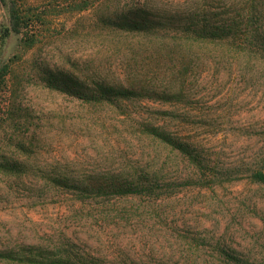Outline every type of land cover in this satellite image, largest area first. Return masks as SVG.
Masks as SVG:
<instances>
[{
  "label": "rangeland",
  "instance_id": "374dc122",
  "mask_svg": "<svg viewBox=\"0 0 264 264\" xmlns=\"http://www.w3.org/2000/svg\"><path fill=\"white\" fill-rule=\"evenodd\" d=\"M203 2L231 6L234 20L249 25V37H264V0ZM94 7L89 0H0V123L6 120L0 138L35 134L36 148L47 140L52 152L32 156L34 164L68 159L78 175L160 171L161 207L136 212L134 199L99 212L92 210L96 201L78 212L82 205L70 196L41 199L28 185L10 187L0 178V264H31L24 258L40 259L45 250L48 258L38 264H52L56 250L86 264H264V184L250 179L264 170V87L208 83L185 111L148 101L128 108L141 111L139 119L108 114L78 138L77 128L61 131L55 118L65 97L48 85L64 77L86 84L92 64L103 62L94 56L101 39ZM142 118L193 140L198 161L139 135ZM0 151L9 148L0 144Z\"/></svg>",
  "mask_w": 264,
  "mask_h": 264
},
{
  "label": "trees",
  "instance_id": "16d2710c",
  "mask_svg": "<svg viewBox=\"0 0 264 264\" xmlns=\"http://www.w3.org/2000/svg\"><path fill=\"white\" fill-rule=\"evenodd\" d=\"M133 1L121 4L115 0L114 6L101 10L94 7L100 0H89L90 7H94L93 30L101 38L94 56L101 55L103 62L92 64L86 84L73 83L66 77L57 82L51 79L49 89L65 97L55 118L61 131L70 126L74 131L77 128L78 138L100 126L108 114L125 115L131 120L133 114L139 119L143 113L128 108L148 101L168 104L178 112L190 105L201 86L208 83H235L254 91L264 87V37H249V25L234 20L231 6L213 7L203 0ZM87 6L86 2L78 9ZM4 83L5 74L0 73V85ZM53 120L49 119L48 124ZM136 124L138 134L152 144L163 146L181 160L198 161L197 144L183 138L178 129L170 131L147 118ZM40 141L35 134L14 133L0 138L1 146L9 148L0 151V178L5 184L16 188L28 185L29 191L41 199L70 196L71 201L82 205L78 212L96 201L100 202L92 210L99 212L134 199L139 201L133 204L136 212H154L161 207L162 201H155L162 193L160 171L127 168L106 176L89 175L87 171L78 175L76 165L68 159L47 163L46 157L34 164L32 156L52 152L47 140L41 150L37 149L35 145ZM250 179L264 184V170L253 171ZM24 180L28 184L22 183ZM61 201L68 203L67 199ZM40 253V259H24L38 264L48 258L46 250ZM56 255L52 264H86L68 250H56Z\"/></svg>",
  "mask_w": 264,
  "mask_h": 264
}]
</instances>
